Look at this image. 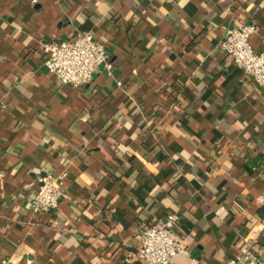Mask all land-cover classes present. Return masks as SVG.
I'll use <instances>...</instances> for the list:
<instances>
[{
	"label": "crops",
	"instance_id": "crops-1",
	"mask_svg": "<svg viewBox=\"0 0 264 264\" xmlns=\"http://www.w3.org/2000/svg\"><path fill=\"white\" fill-rule=\"evenodd\" d=\"M246 23L264 51V0H0V263L146 264L171 212L175 264L228 262L264 219V86L220 45ZM82 31L115 74L60 84L42 41ZM47 173L63 196L34 211Z\"/></svg>",
	"mask_w": 264,
	"mask_h": 264
},
{
	"label": "built area",
	"instance_id": "built-area-1",
	"mask_svg": "<svg viewBox=\"0 0 264 264\" xmlns=\"http://www.w3.org/2000/svg\"><path fill=\"white\" fill-rule=\"evenodd\" d=\"M256 31L254 23L229 27L220 45L233 59L237 67L258 85L264 86V51H257L250 42V36ZM44 64L53 73L60 84H90L95 75L104 70L113 76L114 61L104 42L92 31H82L74 38L44 40ZM63 196L60 178L56 173H47L40 177L37 192L32 201L34 211H52L56 209ZM264 204V194L258 196ZM225 210L222 205L217 210ZM180 215L171 212L157 222L148 223L138 233L140 240L137 256L146 264H175L178 253H186L179 235ZM264 219L252 226L238 244L237 253L225 264H264V255L257 249L263 239ZM0 264H19L4 258Z\"/></svg>",
	"mask_w": 264,
	"mask_h": 264
}]
</instances>
